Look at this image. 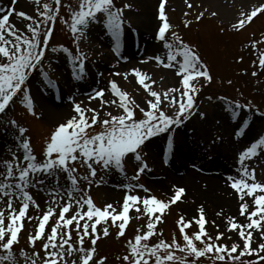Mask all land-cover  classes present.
Listing matches in <instances>:
<instances>
[{"label":"snow or ice","instance_id":"snow-or-ice-1","mask_svg":"<svg viewBox=\"0 0 264 264\" xmlns=\"http://www.w3.org/2000/svg\"><path fill=\"white\" fill-rule=\"evenodd\" d=\"M17 2L18 0H12V6L0 7V114H4L17 98L22 97L21 103L31 115L36 116L28 81L40 69L47 86L52 88L58 86L47 76V73L42 71V65L53 34V28L46 25L58 18L62 0H54L55 8L52 4L45 3L43 11L39 13L42 18L39 21L34 20L24 11L17 12L14 6ZM35 2L39 4L40 0ZM166 2L167 0H162L159 7V19L162 21V26L159 27L156 38L164 42L167 62L159 55L150 59H154L165 68H176V75L181 77L182 90L169 88L161 95L152 90L151 84L146 82L150 77L133 69L138 83L151 97L155 98L147 101V108L141 107L128 96L127 92L122 91L115 81H111V91L118 98V107L122 109V112L117 115L107 112L106 115L109 118L101 120L100 113L95 108L85 109L79 103L74 104V112L77 115L55 128L46 144L43 161H39L33 153L30 138L26 137L28 130L19 126L15 120L9 122V125L15 127L19 133L16 137L17 149L22 150L24 155L21 161L16 153H13V160L4 162L6 172L0 173V202L7 197V209L10 210L7 224H5L4 211L0 210V264H19L14 246L19 243V233L23 228L22 221L25 218L29 221L34 219L27 216L30 204L34 202L28 189L44 185L47 180L41 177L54 179V183L59 188L61 173L66 174V179L70 182L69 187L61 190L66 193L67 202L60 204L53 201L56 203V208H59L58 218H56V208L51 206L42 217L36 218L39 220L37 230L28 237V241L32 248H35L38 240L44 241L45 255L40 257L39 252H33L30 257L26 250L21 249L20 258L25 261V264H28L29 260L31 264H36V258L41 259L43 264H68V257L73 253H77L78 258L73 259L71 264H90V262L96 264L95 244L99 237L97 226L102 222L107 223L109 218L114 224L120 221L118 235L123 236L126 224L130 220L129 212L132 209L137 213L146 214L149 222L146 225V231L138 228V234L135 235L134 240L128 241V253L122 258L125 264H199L201 258L210 259L213 264L217 262L219 264H264V242H259L256 247L253 246L255 233H259L260 241H264V182L257 181L255 169L249 170L245 163L246 160L259 155L258 150L264 146V137L251 143L240 153L238 175L226 177L229 186L238 194L241 201L240 215L247 220L246 223H239L235 217H230L228 231H237L242 243L233 242L230 246L227 243H219L224 239V233L219 231L214 238L209 235L205 228L207 219L203 206L199 209L198 219L194 217L192 220H185L181 216L178 221L183 244L179 243L175 237L170 243L163 239L155 244L149 243L150 239L156 235V224L161 222L164 211L171 204L182 199L185 189L181 187H176L172 198L165 202L155 196L141 197L138 193L133 194L137 188L145 192L150 190L143 185L129 184L126 186L128 191L120 210L112 204H107L101 209L94 204L90 196L85 198L82 195L78 198L74 195L79 191L75 175L77 173L75 165L78 163L86 166L91 177L96 176L95 165L105 170L115 168L124 173V162L132 155L139 165L132 180H138L146 170L151 171L140 154L143 146L154 137L171 133L174 128L180 127L186 119L190 118L194 114L195 97L198 95V89L193 82L200 77L208 81L212 79L207 67L201 63L200 56L176 33H172L173 41L167 40L166 34L171 26L165 15ZM130 7L131 5L124 6V8ZM188 7L191 8L192 5L189 3ZM123 13L124 9L117 8L114 0H79L78 9L71 14L70 28L74 36L77 34L84 36L91 24L103 22L107 34L119 46L125 24ZM260 13H264V5L253 8L249 13H241L242 18L233 27L238 30L243 29L246 23L252 22L253 18ZM14 15L31 21L26 25L30 36L24 35L23 31L11 22ZM202 16L203 13H200L197 19ZM65 23L68 21L65 20ZM257 43L253 42L252 46L256 47ZM52 51L55 52L57 49L52 48ZM60 51L70 54L67 48H61ZM72 60L76 65L73 77L83 79L87 74L86 56L81 53L73 56ZM258 62L264 68V52L260 53ZM151 83L154 84L155 81ZM176 93H179V97ZM95 99H99L102 104H117L116 99L105 100L104 89L94 91L90 100ZM165 101H168L172 107L178 106L174 115H169L162 109L161 105ZM247 107L234 102L227 106V111L236 118L240 115V110ZM137 108L142 113V118H137ZM88 112L92 113L90 118L87 116ZM97 124L101 125L102 131L90 134L88 130ZM173 147V137L169 135L166 155L172 152ZM61 191H55L53 195L63 199ZM246 198L252 203L250 204ZM14 200L20 201L21 206L18 210L14 207ZM36 207L39 208V205L36 204ZM51 219H55V223L50 225L49 232L46 225ZM193 222L198 225L199 230L190 236L185 230L191 227ZM73 230L78 237L79 247L73 242ZM103 234L105 236L109 234L107 228L104 229ZM85 237L91 238L93 247L84 248ZM197 242L203 247H198ZM253 256L256 257L255 260L242 259ZM105 260L106 258H101L99 264H105Z\"/></svg>","mask_w":264,"mask_h":264},{"label":"rangeland","instance_id":"rangeland-1","mask_svg":"<svg viewBox=\"0 0 264 264\" xmlns=\"http://www.w3.org/2000/svg\"><path fill=\"white\" fill-rule=\"evenodd\" d=\"M0 2L1 7L7 8L12 6V0H0ZM143 2L144 0H118L117 4L114 3L117 8L124 9V29L128 31L130 39L126 40V48L128 51L124 54V58H121V55L115 56V54H113L114 41L110 35L107 34L103 22L91 24L84 36H79V34L74 36L70 28L71 14L74 10L78 9L79 0H62L58 18L54 22H48L46 25L47 27L53 28V36L51 38L52 41H49L46 51V59L43 62L42 69L46 70L51 75L52 79L58 81L60 87L62 85L61 94L63 98L65 95H76V91L79 88H82L84 83H88L89 86L94 89L103 88L102 85H97L100 81H91L89 75L93 67L97 70L100 64H105V62L110 63L108 65H110V67L112 66V69H106V73L103 76L104 80H114L120 89L127 92L128 96L135 100V102L141 107L147 108V101L154 100L155 98L151 97L143 86L138 83V78L134 72L132 75H127V78H125V74H127L126 68L132 70L136 69L142 74L150 77L146 82L151 84L152 90L161 93V95H163V93L169 88H179L182 90L181 77L176 75V68H165L158 64L154 59H150L151 57L159 55L165 60V62H167V50L164 48V43H162L163 45L152 48L151 51L146 49H133L131 41V38L133 37L132 30L138 29L140 33L143 16H145L149 10L147 6L149 7L150 5L152 9L151 13L157 15L159 12L157 4H161L162 0H147V3L145 2L146 4ZM207 2L205 0H177V2L167 0L165 4V15L171 26L168 30L170 36H172V33L174 32L177 35H181L183 39L185 38L186 43L193 44V46L196 44V46L200 48L199 54L201 63L204 64L205 61L208 60L211 64L210 66L213 74L217 78L221 77L222 83H224V80H222L223 77L221 75H223L224 72H227L229 79L233 80V70L239 73L242 69L254 72L259 79V71L256 70L253 66L254 64L250 61L251 59L259 61L260 53L264 52V15L261 14L262 16L253 19L252 22H250L253 23L250 28L238 32L239 36H235V32L230 33L233 36L230 42H233L234 39L238 40L236 41L233 52H231V49L234 43L227 42L224 36L218 33V29L223 25V27H229L234 31L235 28L233 25L242 18L241 13H249L256 6L259 7L260 5H264V0H213L212 4L208 0ZM45 3L52 4L53 8H55L54 0H40L39 4H37L35 0H18L14 6L17 12L24 11L29 16L33 17L34 20L39 21L42 19L39 13L43 11V5ZM189 3L192 5L191 8L188 7ZM125 5H131V7L124 8ZM200 13H203V16L197 19V17L200 16ZM213 13H215V15H213ZM65 20H67L68 23H65ZM11 22L14 23L17 28L21 29L24 35L30 36V33L27 32L26 25L31 23V21L24 20L14 15L11 18ZM160 25H162V21L157 15L156 20L148 29V33L152 38H154L155 31ZM70 37L73 39L75 49H79L80 53L86 56L87 74L81 79L82 82L72 78L68 71L65 54L60 51L61 48H64L63 44H65L67 40L66 38L70 39ZM239 38H242L241 41H239ZM104 40L107 41L103 42ZM253 42H258L256 47L252 46ZM52 48H56L57 51L53 52ZM138 51L141 52L136 54ZM234 59H236L235 62H231V60ZM124 67L126 68L124 69ZM40 71L41 70L38 69L28 81V87L31 90V96L33 98L37 115L33 116L29 113L25 105L21 103L22 97L17 98L16 102L13 103L4 114H0V137L5 142L9 143L19 135L17 129L9 125V122L12 120H15L19 126H27L30 130L29 134L32 138L36 157L39 161H43L46 144L49 141L51 134L54 132L55 127L60 123H65L69 118L75 115L53 117L46 113V105H41L39 101L40 98L44 99L43 95H40V88L43 86ZM116 73H119V75H115ZM152 81H155V83L152 84ZM207 82L209 83V81L203 77H200L197 81L193 82L196 84L198 94L205 89L204 84ZM218 82L219 81L215 79L212 85L207 86L210 94L215 92V89L218 88ZM248 88L250 93L257 92L253 86H248ZM221 89L223 92L222 94L227 95L228 91H226V87ZM37 95H39V99ZM49 95L52 97L51 91L49 92ZM176 95L179 97V93H176ZM87 96L89 98V95ZM91 96L92 95H90V97ZM114 99L117 100V104H102L101 101L97 99L88 100L86 101V105L85 102L84 105L82 104V108H95L100 113L101 120L108 119L109 117L106 115L107 112H111L113 115L122 112V109L118 107V98L115 97L113 93H105V100L112 101ZM256 101L255 98L251 99V102L253 103H256ZM260 102L263 103V100ZM249 106L250 109L248 111L245 110V114H251L254 119L253 122L256 124L259 122L260 128H263V130L260 131V134L254 135L253 138L260 137L264 133V109L252 105ZM161 107L169 115H174L178 110V106L172 107L168 101H165ZM255 109L258 110L255 111ZM243 110L241 111L243 112ZM229 113L230 112L227 111V106L224 105L223 100L216 99L215 94H213L200 99L194 114L189 119H186L180 127L175 128L171 133L154 137L158 138L154 139L157 142L151 143L154 140L148 141L146 145L143 146L141 155L146 157L152 171L146 170L142 176L139 177L138 180H142L143 183L131 179L135 176L136 167L138 166V162L135 161L132 155L128 157V163L124 164V173L113 170V168L105 170L101 166L95 165L96 176L91 177L85 165L79 163L76 164L75 167H77V173L75 175L78 182H80L81 196L91 195L94 204L102 209L109 204L108 201H110L111 195H109L107 189L113 187L111 184L114 180H122L123 182L119 181V183L121 182L126 186L129 184L145 185L146 188L150 190L149 192H145L142 189H135L133 194L138 193L141 197L151 195L165 202L170 200L174 195L175 190L173 189L175 186L181 187L184 188L187 193L183 196L181 202L180 200L178 202L180 204V209L177 205L168 210L164 217L170 218L166 222L164 234L161 235V219V222L156 224V235L150 239L149 243H157L164 238V235L167 242L171 241V236H176L178 239V219L176 218L178 212L181 210L182 216L185 220H192L194 217L198 219L200 209L198 206L200 205L197 203L195 204L196 199L199 201L208 199L209 201V203L204 202L203 205L205 217L207 219L205 228L209 235L214 238L219 231L224 233V239L219 241V243H227L229 246L233 242L242 243L237 231H228V219L230 217H235L239 223L247 222L244 216H238V212L240 213V208H238L239 202L237 203L238 205L235 203L231 204V208L225 207V203L219 202L215 199V196L211 197L209 195L208 189L211 187L209 181L205 178L218 174V165H224L213 155V152L221 151V153H233L230 156V159L234 158L233 160L236 161L235 165L237 164L236 166L238 167V160L236 159L238 158L237 155H240V153H238L239 151L235 153L232 149L231 138L234 136V131L242 119L237 123H234L231 119L229 120L232 122H228V119L226 118L223 120L222 117L226 116L229 118ZM201 114H203V116ZM91 115V112L87 113L89 118ZM2 118H4V120H2ZM97 126L98 129L96 131L89 133L96 134L97 132L102 131L101 125L97 124ZM169 135L173 137L177 146L182 143L184 144V149L180 151L178 158L176 157L178 152L176 146L175 161H165L164 159L162 147L165 142L167 143L166 137ZM149 145L151 146L149 147ZM156 145L159 146L158 155L153 157L151 152L156 148ZM151 162H155L154 166ZM245 163L249 167V170L253 168L255 169L257 181L264 182V151L259 152L258 156L246 160ZM179 168H181L182 172L179 171ZM158 173H160L161 176H163V174L166 176L163 179L164 181H162L163 186H156L155 183H149L150 179H155ZM220 173L222 172L220 171ZM86 176L88 179H83V177ZM227 176L228 175L225 176V179ZM185 177L192 178L193 188L195 186L197 187L196 192L192 191L191 193V185L184 180ZM51 182L54 183V181ZM67 182L70 183L68 180ZM216 187L215 191L217 189L221 190ZM217 193L220 194L219 191H217ZM123 195V192H118L120 199H122ZM67 199L68 198L62 200L60 204L66 202ZM248 202L250 204L252 203L250 199H248ZM122 204L123 202L113 206L117 210H120ZM44 209L46 208H42V210ZM131 212L130 220L125 227V234L121 238L115 236V231L119 230L118 224L120 221H116L114 224L109 218L107 223L102 222L97 226L99 237L95 244L96 252L94 260L96 261V264H99L101 258H106L105 264H125L122 258L128 253V241L134 240L135 235L138 234V228L146 231V225L149 222L146 214L137 213L134 209H132ZM218 213H220V215H218ZM157 215L160 214L157 213ZM240 218H242L244 222H241ZM167 226H171L172 228L170 235L166 233ZM105 228H107L109 232L107 236L103 234ZM192 228L195 232L199 230L195 222L192 223ZM173 231H176V234ZM254 235V247H256L259 242H264L260 241L259 233H255ZM228 237H231V239H228ZM86 240L84 248L89 249L93 247L91 238L88 237ZM73 242L76 243V245L78 243V241ZM180 243H184L183 239H180ZM26 247H28V244L25 238H23L19 241L15 253ZM38 251L42 255H40V257H44L45 253L42 251L41 246L38 247ZM77 258L78 254L73 253L72 256L68 257V264H71L72 260ZM30 263L31 261L29 260L28 264ZM23 264H25V262ZM90 264H92V262ZM199 264H213V262L210 259L201 258ZM217 264H219V262H217Z\"/></svg>","mask_w":264,"mask_h":264},{"label":"bare ground","instance_id":"bare-ground-1","mask_svg":"<svg viewBox=\"0 0 264 264\" xmlns=\"http://www.w3.org/2000/svg\"><path fill=\"white\" fill-rule=\"evenodd\" d=\"M171 1L177 2V0H171ZM205 1L207 2V0H205ZM208 1H210L211 4H212V1L213 0H208ZM145 2L147 3V0H144L143 3L146 4ZM147 8L149 10L146 13V15L143 16V23H141V26L142 27H141V30H140L141 32L139 34H140V41H141L142 46L144 48L150 50L153 47V44H155V41L151 39L150 34L148 33V29L150 28V26L152 25V23L156 20V14L154 13V15H153V13H151V10L152 9H151V6L150 5H149V7L147 6ZM152 15H153V17H152ZM41 95H45V98L44 99H41V98L39 99V95H37V97H38L41 105H46V108H47L46 113L48 115L53 116V117H60V116L64 117L66 115L68 116V115L71 114L69 112V110L66 108L67 103H64L62 101L61 102L53 101L51 103H49V102L47 103V101H46V97L48 98L47 93H44V91H43V92H41ZM233 140L238 143V140H235V139H233ZM0 145H1V142H0ZM241 146L245 147L244 144H242ZM241 146L238 145V144H234L235 150H238V148L241 147ZM14 148H17V146L14 145ZM182 149H184V144L183 143L180 144L177 147V151H178L177 152V155H176L177 157H179L178 154L180 153V151ZM17 151L20 154L22 153L21 150H17ZM157 152H158V145H156V148L151 152V154L153 156H155V153H157ZM190 153H191V151H190ZM218 160L221 163L225 164V165H228L229 164V162L223 160V157L222 156H219V159ZM223 172L224 173H231L232 171H231V168L230 169L225 168L223 170ZM206 179L209 181V185L211 187V188L208 189L209 190V195L211 197L212 196H215V199L217 201H219V202L225 203L226 204L225 207H227V208H231V204L237 203V200H236V197H235L236 195H235V193H233L232 191L229 190V188H228L229 185L227 184V182H225L224 180L223 181L221 180L220 182H217L218 181V177H206ZM188 180H189V182H188ZM185 181H187L191 185V188H190L191 193H192V191L193 192H196V188L197 187L195 186L193 188L192 178L190 177V179H187ZM225 183H226V185H225ZM158 184L161 185V183H158ZM215 187L216 188H220L221 190H218L217 189L215 191ZM107 191L110 192L111 195H113V196H111L109 202H111V204H113V205H115L116 203H118V198L119 197L117 195V190H115V191L114 190H112V191L107 190ZM217 191H219L220 194H218ZM62 193H64V192H61V194ZM44 199H46L47 203H49V204H51V205L54 206V204H56V203H53V201L55 200L58 203L61 200V197L60 196H54L52 193H49V194H46L44 196ZM198 201L199 200L196 199L195 200V204L197 203V204L203 206L204 205V202L209 203L208 199L207 200H204V201H199V202ZM35 213H36L35 209H31V211L29 212V214L28 213L27 214H28L29 217H33L35 219ZM34 219H32L30 221L28 219H26V224H25L27 226V228H29L31 226V229L33 231H34V224H35L33 222ZM36 225L38 226L37 223H36Z\"/></svg>","mask_w":264,"mask_h":264}]
</instances>
